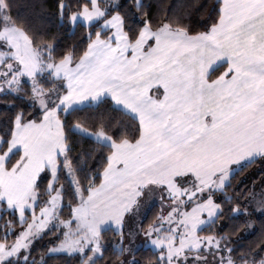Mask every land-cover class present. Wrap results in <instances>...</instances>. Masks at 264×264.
Masks as SVG:
<instances>
[{
	"label": "snow or ice",
	"instance_id": "1",
	"mask_svg": "<svg viewBox=\"0 0 264 264\" xmlns=\"http://www.w3.org/2000/svg\"><path fill=\"white\" fill-rule=\"evenodd\" d=\"M0 264H264V0H0Z\"/></svg>",
	"mask_w": 264,
	"mask_h": 264
}]
</instances>
